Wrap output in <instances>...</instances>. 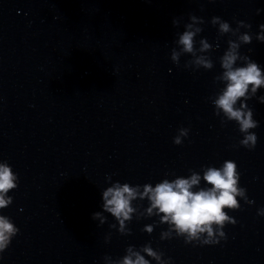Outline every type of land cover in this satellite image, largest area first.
I'll list each match as a JSON object with an SVG mask.
<instances>
[{
	"label": "water",
	"instance_id": "1",
	"mask_svg": "<svg viewBox=\"0 0 264 264\" xmlns=\"http://www.w3.org/2000/svg\"><path fill=\"white\" fill-rule=\"evenodd\" d=\"M189 14L205 21L196 47L202 38L213 45L205 53L211 70L185 68L188 54L179 65L171 60ZM213 16L232 28L251 24L240 31L252 42L239 51L264 70V43L255 39L264 0H0V160L19 177L0 214L20 229L0 264H104L105 255L119 259L128 246L149 242L171 264H264V216L257 215L264 208V88L246 101L259 122L250 130L256 147L248 150L239 145L238 125H222L210 99L224 86L214 77L235 39H217ZM180 128L189 135L175 145ZM229 159L254 203L240 200V210L229 212L237 223L223 229L227 239L217 245L161 240L167 224L142 231L158 217L134 216L130 235L118 224L110 228L117 222L108 213L102 226L92 219L102 211L109 175L111 182L154 186Z\"/></svg>",
	"mask_w": 264,
	"mask_h": 264
},
{
	"label": "clouds",
	"instance_id": "2",
	"mask_svg": "<svg viewBox=\"0 0 264 264\" xmlns=\"http://www.w3.org/2000/svg\"><path fill=\"white\" fill-rule=\"evenodd\" d=\"M260 12L261 9H257V15ZM189 21L184 25L185 30L177 33L178 39L174 41L176 47L171 50V60L179 65L181 56L188 54L192 59L186 61L185 68L211 70L214 62L205 53L213 50V45L202 38L198 41L199 47H196V37L203 31L201 25L205 21L194 14H189ZM180 23V18H173V27H179ZM210 23L218 26L217 39L225 34L235 37L227 41L228 47L219 57L222 72L214 77V81L224 86L210 97L215 115L221 117L222 125L234 121L243 136L239 145L254 150L258 137L250 130L259 127V122L254 119V112L246 101L256 97L258 90L264 88V70L260 64L247 55H241L239 51L241 45L252 42L253 35L250 32L240 31L241 28L251 29V24L240 20L236 22V28H232L229 22L219 16H213ZM255 39L264 43V24L259 25ZM258 100L264 104V95L259 96ZM189 131L188 128H180L173 143L181 145ZM189 172L187 177L177 176L171 180L164 178L154 186L151 183L132 185L128 182H111L109 175L106 181L110 182V186L102 191V211L93 213L92 219L98 220V226H102L107 221L105 213H108L117 222L109 227L116 229L118 224L121 235H130L128 224L134 216L137 220L158 217V221L145 225L142 231L151 234L158 224H167V230L160 234L161 240L175 236L193 246L217 245L227 239L223 229L228 224L237 223L229 212L240 210V200L245 204L254 201L249 200L246 188L240 186L241 174L234 160H225L220 167L202 166L200 172L192 169ZM18 186V174L6 160H0V210L12 204L13 197L8 193ZM145 200L148 202L146 208L139 203ZM257 215L264 216V208L258 209ZM19 231L10 217L0 214V258ZM109 239L110 236H107L106 242ZM125 252L119 259L105 255L104 264H151L146 256L155 260L156 264H171V258L164 259V253L153 249L150 242L139 249L130 245Z\"/></svg>",
	"mask_w": 264,
	"mask_h": 264
}]
</instances>
